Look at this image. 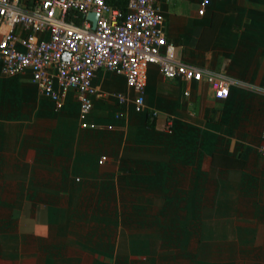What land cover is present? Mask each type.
<instances>
[{"label":"crops","instance_id":"obj_1","mask_svg":"<svg viewBox=\"0 0 264 264\" xmlns=\"http://www.w3.org/2000/svg\"><path fill=\"white\" fill-rule=\"evenodd\" d=\"M197 3L156 0L162 33L224 99L149 65L135 111L99 70L81 127L0 66V264H264V0Z\"/></svg>","mask_w":264,"mask_h":264},{"label":"built area","instance_id":"obj_2","mask_svg":"<svg viewBox=\"0 0 264 264\" xmlns=\"http://www.w3.org/2000/svg\"><path fill=\"white\" fill-rule=\"evenodd\" d=\"M206 4L198 0L197 15ZM88 12L97 14L93 29L85 18ZM162 22L156 0H126L123 14L105 0H0V66L7 75L28 73L55 109L62 107L66 91H74L81 127L93 126L86 118L97 91L92 78L99 70L123 76L133 92L135 111L144 109L149 65L168 80L203 81L215 99H224L230 80L176 58ZM112 96L118 104L126 101L121 93ZM261 138L264 141V118ZM261 150L264 154V147Z\"/></svg>","mask_w":264,"mask_h":264},{"label":"trees","instance_id":"obj_3","mask_svg":"<svg viewBox=\"0 0 264 264\" xmlns=\"http://www.w3.org/2000/svg\"><path fill=\"white\" fill-rule=\"evenodd\" d=\"M105 2L113 8H118L121 14L125 12L126 0H105ZM79 21H80V18H77L75 20L76 23H78Z\"/></svg>","mask_w":264,"mask_h":264},{"label":"water","instance_id":"obj_4","mask_svg":"<svg viewBox=\"0 0 264 264\" xmlns=\"http://www.w3.org/2000/svg\"><path fill=\"white\" fill-rule=\"evenodd\" d=\"M85 18L90 21L91 28L93 29L94 26H95L97 14L93 13V12H88V13H86ZM66 56L68 57V54H63L62 55V57H66Z\"/></svg>","mask_w":264,"mask_h":264}]
</instances>
